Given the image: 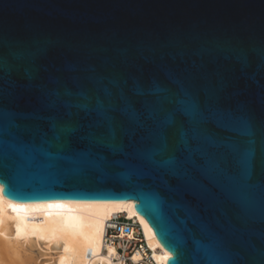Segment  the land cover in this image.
I'll list each match as a JSON object with an SVG mask.
<instances>
[{"label": "water", "instance_id": "obj_1", "mask_svg": "<svg viewBox=\"0 0 264 264\" xmlns=\"http://www.w3.org/2000/svg\"><path fill=\"white\" fill-rule=\"evenodd\" d=\"M170 72L203 107L219 93L224 106L252 123L259 147L264 0H0L3 193L25 203L130 201L181 264H264V170L205 177L199 162L210 145L195 129L170 152L157 142L143 150V136L116 144L93 131L119 102L116 79L131 95L137 80L171 86ZM40 86L53 90L57 110L86 114L50 132L43 121L14 123L17 113L41 108ZM229 167L239 170L235 161Z\"/></svg>", "mask_w": 264, "mask_h": 264}, {"label": "snow or ice", "instance_id": "obj_2", "mask_svg": "<svg viewBox=\"0 0 264 264\" xmlns=\"http://www.w3.org/2000/svg\"><path fill=\"white\" fill-rule=\"evenodd\" d=\"M25 78L31 81L35 75L26 69ZM168 80L171 86L162 84L156 78L148 82L137 80L129 95L125 91L126 82L116 79L115 91L119 102L105 110V115L100 117L93 131L116 144L120 143L121 136L125 140L129 134L134 139L143 136V150L147 151L152 142H157L165 151L170 152L174 141L195 129L197 135L210 145V151L199 162L198 171L205 177L216 181L233 175L255 176L258 168L264 170V140H261L258 147L256 131L247 118L238 116L231 107L224 106L219 93L210 94L208 106L203 107L198 94L189 89L175 73L170 72ZM39 91L41 108L17 113L14 123L43 121L47 125L44 132H50L53 127L67 129L78 116L86 114L83 108L71 112L57 110L53 106V90L40 86ZM166 97L172 98L174 102L168 103ZM209 126L217 131L210 132ZM74 136L70 134L68 139L71 141ZM169 158L175 160L174 156L170 155ZM230 161L238 165L239 170L235 174L230 171ZM229 199L241 207L238 196L230 195ZM165 259L181 264L178 252L176 256Z\"/></svg>", "mask_w": 264, "mask_h": 264}, {"label": "bare ground", "instance_id": "obj_3", "mask_svg": "<svg viewBox=\"0 0 264 264\" xmlns=\"http://www.w3.org/2000/svg\"><path fill=\"white\" fill-rule=\"evenodd\" d=\"M118 214L138 222L159 264H168L171 253L130 201L25 203L7 198L0 184V264H117L105 236Z\"/></svg>", "mask_w": 264, "mask_h": 264}, {"label": "built area", "instance_id": "obj_4", "mask_svg": "<svg viewBox=\"0 0 264 264\" xmlns=\"http://www.w3.org/2000/svg\"><path fill=\"white\" fill-rule=\"evenodd\" d=\"M105 242L115 245L117 264H159L156 249L147 241L140 224L123 214L114 216L108 223Z\"/></svg>", "mask_w": 264, "mask_h": 264}]
</instances>
